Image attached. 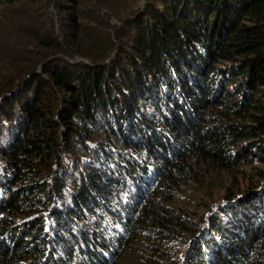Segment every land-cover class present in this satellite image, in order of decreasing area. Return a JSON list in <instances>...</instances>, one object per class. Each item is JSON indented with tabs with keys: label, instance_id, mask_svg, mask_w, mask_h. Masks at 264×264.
Listing matches in <instances>:
<instances>
[{
	"label": "trees",
	"instance_id": "trees-1",
	"mask_svg": "<svg viewBox=\"0 0 264 264\" xmlns=\"http://www.w3.org/2000/svg\"><path fill=\"white\" fill-rule=\"evenodd\" d=\"M135 1L0 0V264H264V0Z\"/></svg>",
	"mask_w": 264,
	"mask_h": 264
},
{
	"label": "rangeland",
	"instance_id": "rangeland-1",
	"mask_svg": "<svg viewBox=\"0 0 264 264\" xmlns=\"http://www.w3.org/2000/svg\"><path fill=\"white\" fill-rule=\"evenodd\" d=\"M133 4H134V8L135 9H141V8H144V6L146 4V1L145 0H137V1L133 2ZM47 6H48V11H49L50 16L54 19V21L56 23L57 34L59 35V30H58V27H59V25H58V18H59L58 17V10L55 8V6L53 4H51V5L49 4ZM80 61H83V60L80 59ZM253 152L256 153V150H254ZM255 166L261 168L262 170H264V163H260L259 159H257L255 161ZM252 175H253V173L251 174V176ZM245 182H246V180L241 179L239 181V185L242 184V186H243ZM229 184H230V182L228 181V177L227 178L225 177L224 180L221 183H219V185L216 187V189H214V191H212L211 193L208 194L209 196H210V194H213V198L212 199L211 198L208 199V198H205V196H203L202 198L207 200L206 201L207 205H205L204 203H198V202L193 201V211H192L190 216L192 218H195V220H196V219H199V217L208 218L213 212H215V211L217 212L218 211L217 208H218V205L220 203H225L226 204V202H229V200L223 199L226 196V192H228ZM259 189L260 188H258V190ZM246 193H248V192H246ZM246 193H240V194H237V196L240 195V199L245 200L246 197H247V196H245ZM260 193H264V190L260 191ZM256 195L257 194L252 193L249 196V198H252V197H254ZM213 201H215V202H213ZM236 202H237L236 199L233 200V203L236 204ZM209 206L212 207V210H210ZM249 209H251V208L249 207ZM243 212L244 213H248V211L247 210L241 211L242 216L239 219L242 220V221L244 220V216H245V214ZM219 216L223 217V213H219ZM223 219H225V217H223ZM226 223L228 224V221H226ZM205 229L206 228L204 227L203 231ZM202 233L199 236H202ZM210 234H212V231L210 229H208V230H206V233L204 234V236L205 235L206 236H210ZM192 239H193V237L191 239H190V237H187L182 243H180L176 247V252H177V256H178V260H179L180 264L182 263L184 257L186 259V256H187L186 253L189 250L188 247L190 246V242H191ZM136 242H138L137 248L134 250V246H133L131 251L129 249L127 251V253L125 254V256L123 257V259L119 262V264H133V260L132 259L135 260V258H136V255H134V251H138L140 246H141V244H142V241H136ZM182 264H185V262H183Z\"/></svg>",
	"mask_w": 264,
	"mask_h": 264
},
{
	"label": "clouds",
	"instance_id": "clouds-1",
	"mask_svg": "<svg viewBox=\"0 0 264 264\" xmlns=\"http://www.w3.org/2000/svg\"><path fill=\"white\" fill-rule=\"evenodd\" d=\"M185 260H186V259H185V257H184L182 263L185 262ZM182 263H181V264H182Z\"/></svg>",
	"mask_w": 264,
	"mask_h": 264
},
{
	"label": "water",
	"instance_id": "water-1",
	"mask_svg": "<svg viewBox=\"0 0 264 264\" xmlns=\"http://www.w3.org/2000/svg\"><path fill=\"white\" fill-rule=\"evenodd\" d=\"M83 61L87 62L88 60L82 59ZM88 63V62H87Z\"/></svg>",
	"mask_w": 264,
	"mask_h": 264
}]
</instances>
